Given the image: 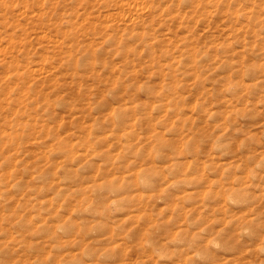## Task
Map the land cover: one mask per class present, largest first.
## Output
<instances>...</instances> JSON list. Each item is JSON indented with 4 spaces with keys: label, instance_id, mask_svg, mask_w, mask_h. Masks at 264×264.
Masks as SVG:
<instances>
[{
    "label": "rangeland",
    "instance_id": "374dc122",
    "mask_svg": "<svg viewBox=\"0 0 264 264\" xmlns=\"http://www.w3.org/2000/svg\"><path fill=\"white\" fill-rule=\"evenodd\" d=\"M0 264H264V0H0Z\"/></svg>",
    "mask_w": 264,
    "mask_h": 264
}]
</instances>
